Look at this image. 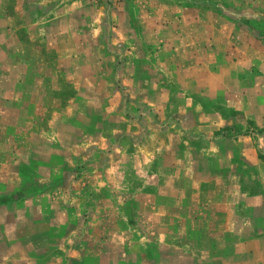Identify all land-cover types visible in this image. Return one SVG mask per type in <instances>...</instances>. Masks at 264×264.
I'll return each mask as SVG.
<instances>
[{
    "label": "rangeland",
    "instance_id": "1",
    "mask_svg": "<svg viewBox=\"0 0 264 264\" xmlns=\"http://www.w3.org/2000/svg\"><path fill=\"white\" fill-rule=\"evenodd\" d=\"M32 1L33 6L44 7L49 27L43 30L47 35L42 38L38 27H27L26 16L19 13L14 18L13 28L23 42L15 45L3 38L0 83L14 85L20 93L16 96L0 93V116L4 117L0 128L6 137L2 138L0 160L6 166L14 161L8 157L14 155V151L24 157L23 152L32 150L28 165H21V173L27 174L34 183L40 179L36 171L40 165L56 178L65 176L59 173L61 169L73 170V181L81 180L83 187L90 186L91 181L95 184L93 191L86 188L84 199L99 202L107 194L103 189L106 177L103 172L112 171L110 176L116 182V178H121L123 165L132 164L133 171L124 175L127 180L131 178V193L139 191L151 183L145 177L153 175L152 168L157 165L153 152L187 143L197 145L198 149L206 145L205 139L189 128L192 87L215 88L224 83L220 74L243 78L246 84L250 79L264 81L261 71L264 69V0ZM21 2L23 0H6L12 16L15 5ZM58 15L62 16L60 24L51 26ZM196 22L202 24V30L186 25ZM73 23L76 30L72 29ZM58 30L63 32L67 42L72 38L77 40L78 57L72 59L57 50ZM176 32L184 38L176 42L179 45L172 43L177 40ZM164 40L169 44L165 45ZM63 48L67 51L69 44ZM13 52L17 61L9 57ZM237 61L241 65L237 66ZM249 69L258 70L257 77L251 76ZM11 70L24 73L17 78L11 75ZM75 71L78 78L73 76ZM85 72L93 76L99 88L84 83ZM216 77H219L218 82ZM140 91L151 93V99L145 95L138 101ZM163 93L173 94V98L167 96L165 101L175 99L179 102L177 108H166L163 103L154 109L153 104L148 103L147 100L154 97L159 100ZM196 94L202 112L219 113L233 121L214 131V137L229 133L238 136L243 132L264 135L260 126L241 121L242 114L228 106L225 95L210 99ZM109 95L115 97L109 98ZM140 149L151 153L142 160L137 157ZM125 155L128 157L124 158ZM241 161L236 159L244 176L245 189L259 191L256 172ZM216 172L223 176L228 174L227 169ZM4 176V172L0 174ZM197 190L187 192L195 196ZM113 195L116 197V193ZM135 201L126 206L125 212L134 235L137 238L145 235L144 242L137 243L142 256L146 251L150 259L159 262L166 248H175L176 254L178 249L185 251L180 259L182 264L206 262L199 251L204 245L199 230L191 229L189 235L184 231L181 220H187L189 214L184 217L181 206L173 207L168 215L170 226L159 233L157 225L152 229L153 224H146L144 215L152 219V213L143 212ZM248 212L263 213L260 209ZM253 224L254 234L264 228L263 221ZM215 246L217 244L211 242L207 248Z\"/></svg>",
    "mask_w": 264,
    "mask_h": 264
},
{
    "label": "crops",
    "instance_id": "2",
    "mask_svg": "<svg viewBox=\"0 0 264 264\" xmlns=\"http://www.w3.org/2000/svg\"><path fill=\"white\" fill-rule=\"evenodd\" d=\"M38 7L33 6V1L23 0L21 4L15 5V14L12 16L6 7V0H0V60L1 45L5 42L3 38L8 39L10 44L20 45L23 42L13 28L14 18L19 13L26 16L27 27L32 29L36 25L42 38L47 35L43 30L49 27L48 18L44 15V7ZM35 11L36 16H33ZM61 17L58 15L54 18L55 24L51 26H58ZM72 25V29L76 30V24ZM186 25L203 29L202 24L197 22ZM172 27L176 29L175 26ZM62 33L60 30L57 32V50L72 59L78 57L80 50L77 40L69 39V43ZM196 37L195 40L198 38ZM175 38L177 40L172 43L184 39L177 32ZM168 42L164 40L165 45ZM66 44H69L67 51L63 48ZM15 55L13 52L10 59L17 61L18 57ZM236 64L241 65L240 61ZM257 71L249 69L251 76L257 77ZM261 71L264 74V69ZM23 73H13L11 70L13 77L18 78ZM78 75V71H75L73 76L78 78ZM84 75V83L99 88L91 74L85 72ZM219 77L223 79V84L215 88L192 87V93H189V128L202 140L205 139L206 145L198 149L197 145L187 143L181 147L167 146L153 152L157 165L152 168L153 175L145 177L151 183L134 193L129 190L131 178L127 180L124 175L133 171L132 164L123 165L121 178H116V182L110 176L113 175L112 171L108 174L104 171L106 177L103 189L107 190V194L99 202H94L93 199H84L87 195L83 194L87 192V187L95 189V184L91 181L90 186L83 187L81 180L73 181V170L61 169L59 173H65V176L56 178L49 175L48 168L40 165L36 170L40 179L36 183L27 174H22L21 165H28L32 150L23 152L24 157L14 151V155L8 156L14 161H9L6 166L0 160V174L5 173L4 177H0V264H182L180 259L185 252L183 249L177 250V256L175 248H166L165 255H162L159 262L150 259L151 256L146 251L141 255L137 243L144 242L145 235L138 238L134 235L129 215L125 212L126 206L135 200V204L141 210L144 209L143 212L148 215L152 213L153 220L150 215L147 218L144 215L146 224H153L150 226L152 229L157 225L159 233L170 226L168 215L173 207L176 206L174 209H177L181 206L184 217L189 214L187 220H181L185 233L189 235V230L192 229L199 230L201 234L204 245L199 251L206 261L203 264H264V228H260L255 234L252 232L253 223L263 221L264 226V135L243 132L238 136L229 133L214 137V131L221 130L226 123L233 121L219 113L202 112L196 94H201L202 97L206 95L210 99L225 95L228 106L242 114L241 121L253 122L264 129V81L256 78L250 79L246 84L243 78L236 76L230 78L220 74ZM219 77H216L217 82ZM80 84L82 85L81 81ZM0 93L16 96L20 89L0 83ZM168 93H163L159 100L154 97L147 101L153 104L154 109L160 108L163 103L166 108H177L179 102L170 100L173 94ZM150 94L140 91L138 101L146 96L151 99ZM167 96L170 99L165 101ZM110 97L114 98L115 95H109ZM3 119L0 116V123L4 122ZM137 121L140 123L141 119ZM134 122L137 123L135 120ZM2 132L0 128V153L3 150L1 143L6 139ZM257 136H260L259 139ZM150 153L140 149L137 157L143 160ZM126 157L128 156L125 155L124 158ZM236 159L242 160L241 164L256 172L260 180L259 191L251 190L250 187L245 189L244 176L239 171ZM142 168L146 171L144 166ZM223 169L228 170L226 176L217 174V170ZM93 181H96L95 178ZM188 189L198 190L192 196L187 192ZM113 193H116V197ZM258 209L263 213L248 212ZM184 217L182 216L183 219ZM192 223L197 229H193ZM211 242H215L217 246L207 248Z\"/></svg>",
    "mask_w": 264,
    "mask_h": 264
}]
</instances>
